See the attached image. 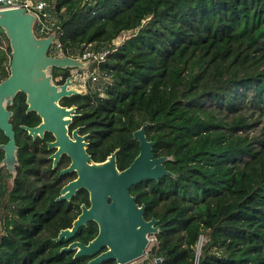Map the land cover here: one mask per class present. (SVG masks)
Segmentation results:
<instances>
[{"label":"trees","instance_id":"obj_1","mask_svg":"<svg viewBox=\"0 0 264 264\" xmlns=\"http://www.w3.org/2000/svg\"><path fill=\"white\" fill-rule=\"evenodd\" d=\"M51 1L62 52L100 53L98 63L86 61L110 78L64 98L77 107L73 122L89 133L92 158L117 149L125 168L139 150L132 133L145 122L154 155L167 156L169 173L129 189L144 218L157 219L164 264H193L201 237L197 264H264V0ZM9 62L6 41L0 80ZM8 109L18 165L9 190L0 170V264H85L91 255L61 248L93 238V220L71 238L54 237L88 192L56 199L60 178L21 127L39 116L25 111L22 92Z\"/></svg>","mask_w":264,"mask_h":264},{"label":"water","instance_id":"obj_2","mask_svg":"<svg viewBox=\"0 0 264 264\" xmlns=\"http://www.w3.org/2000/svg\"><path fill=\"white\" fill-rule=\"evenodd\" d=\"M86 1L82 0V3ZM35 19V14L23 6L0 9V29L10 47L8 74L0 80V130L7 138L0 143L3 151L0 165L11 173L13 181L18 164L17 145L9 120L12 112L7 106L18 92H22L25 94L26 112L34 111L40 121L33 126L23 124L21 127L32 137L42 136L44 131L52 133L55 139L48 143V147L57 146L53 153L54 162L58 154L65 151L71 157V163L61 172L75 170L77 173L74 179L60 188L56 198L69 199L78 188H85L89 195V206L81 204V211L71 226L60 229L54 240L73 237L81 225L93 220L97 224L93 238L86 243L71 240L61 250H73V257L92 255L85 264H99L106 259L127 264L142 255L148 244L147 235L158 232L157 219L144 218V204L137 203L129 189L143 179L157 180L169 173L164 165L167 156L154 155V142L145 135L146 122L132 133L138 140L139 150L123 169L116 165L117 149L103 161H93L85 150L84 135L73 130L72 138H69L67 126L75 108L60 105L59 99L79 91L67 87L69 78L61 85L54 84L50 72L52 67L86 70L88 61L67 54H49L56 31L38 36L34 30Z\"/></svg>","mask_w":264,"mask_h":264},{"label":"built area","instance_id":"obj_3","mask_svg":"<svg viewBox=\"0 0 264 264\" xmlns=\"http://www.w3.org/2000/svg\"><path fill=\"white\" fill-rule=\"evenodd\" d=\"M53 4L54 2L52 3V5ZM13 6H23L25 7L26 10H30L35 14L36 19H35V27H34L35 29L34 30L38 36H45L49 34L51 31L55 30L56 34H55V37L53 38V41L49 49L52 48L51 54L53 56L64 55V53L62 52V45L57 37V30H56L57 26L55 24L56 21L51 20L49 18L48 10L47 11L45 10V7L48 6V3H46L45 0H40L36 2L35 4L28 3L26 0H0V9L13 7ZM127 35H128V32L126 31L122 32L114 40V42L118 43L122 41L125 37H127ZM4 45L5 44H3V42H1L0 40V47H5ZM87 51L88 50L84 47L81 53L79 51H76L68 55L73 56V57H79L85 61L89 59L90 62L95 61L96 63H98L102 59L100 53L87 52ZM97 69L98 68H96V65H94L93 67H88V69L84 71H80L76 69V75L79 76L80 80H84L87 77V79H89L90 81L91 80L96 81L97 75H98V72L96 73ZM147 239H148V244L144 248L142 255L132 260L130 264H164L165 258L158 254L159 241H158L157 236L154 233H152V234L147 235ZM199 242L201 244L202 241L199 240ZM199 242L197 243V246L195 248V259L196 257H198V254H199V249H200ZM193 264H196L195 261L193 262Z\"/></svg>","mask_w":264,"mask_h":264},{"label":"flooded vegetation","instance_id":"obj_4","mask_svg":"<svg viewBox=\"0 0 264 264\" xmlns=\"http://www.w3.org/2000/svg\"><path fill=\"white\" fill-rule=\"evenodd\" d=\"M76 69L77 68H74V67H66V68H56V67H52L51 68V78H52V81L54 84H57V85H61L65 82V80L67 78H69V84L67 85L68 88H72V89H76L78 90L77 88L74 87V82L76 81L77 78H79L78 75H76ZM79 70V69H77ZM80 71H84V70H80ZM87 78V77H86ZM79 93H84V92H87L88 91V87L85 91H81V90H78ZM77 93V94H79ZM71 95H74V94H71ZM71 95H68V96H71ZM68 96H62L60 99H59V104L60 105H63V106H66V107H71L73 106L75 108L74 110V115L71 117V121L68 123V126H67V133H68V136L69 138H72V132L73 130H77V133L79 135H84L85 136V142H86V145H85V150L86 152L91 156V159L93 161H103L104 159L102 160H94L92 158V154L87 150L88 148V143H89V133L86 131H83V125L81 124H77V123H74L73 120L74 118L79 114L77 112V107L76 105L74 104H70V105H67V104H64V98L65 97H68ZM8 108V106H7ZM26 111V109H25ZM29 112V111H28ZM10 120V119H9ZM40 121V120H39ZM23 125V124H22ZM24 125H27V124H24ZM28 126H33V125H28ZM13 128V127H12ZM24 129V128H23ZM14 130V129H13ZM26 131V130H25ZM15 132V131H14ZM27 132V131H26ZM28 134V133H27ZM29 135V134H28ZM31 136V135H30ZM32 137V136H31ZM36 137H38V140H39V148L36 150V152L38 153L37 156L39 157V159L41 161H43V164H45L46 166H48L52 171H53V174L57 175V177H59V183H60V188L66 184L67 182H69L70 180L74 179L76 176H77V173L75 170H70V171H65V172H61V170H63L64 168H67L70 163H71V157L68 155L67 152L65 151H61L58 156H57V159L55 160L54 162V156H53V153H55V151L57 150V146H53V147H48V143L53 141L55 138L53 136L52 133H50L49 131H44L43 132V135L42 136H35V137H32L33 139H36ZM5 142V141H4ZM2 143V142H0ZM43 144H45V147H43ZM2 151V150H0ZM16 155H17V152H16ZM3 157V151H2V156L0 158V161ZM17 160H18V157H17ZM18 165V164H17ZM16 165V167H17ZM117 165V164H116ZM118 167V166H117ZM0 170L1 172L5 171L6 172V175L4 176L5 178V185L7 187V189L9 190L12 185H13V182H14V179L13 181H11V179H9L11 177V173H9L6 169L5 166L3 165H0ZM16 175V173H15ZM15 178V176H14ZM7 179L9 180L10 184H8L7 182ZM59 188V190H60ZM131 188V187H130ZM79 189H84L86 190L85 188H78L74 193L73 195H71V197L69 199H66V200H70L74 195L75 193L79 190ZM87 191V190H86ZM130 191V190H129ZM88 192V191H87ZM133 195V194H132ZM88 196V201H83L80 203L81 204H84L85 206H89V195ZM135 196V195H134ZM57 199V198H56ZM136 201V200H135ZM138 203V202H137ZM80 207V206H79ZM81 211V209H80ZM79 211V213H80ZM78 213V214H79ZM77 214V215H78ZM76 215V216H77ZM90 221V220H89ZM87 222V221H86ZM92 256V255H91ZM91 258V257H90Z\"/></svg>","mask_w":264,"mask_h":264},{"label":"rangeland","instance_id":"obj_5","mask_svg":"<svg viewBox=\"0 0 264 264\" xmlns=\"http://www.w3.org/2000/svg\"><path fill=\"white\" fill-rule=\"evenodd\" d=\"M33 2H35V1H33ZM46 8H47V10H50V8H51L50 4H48V6ZM0 40H1V42H3V44H5L7 41V39H5L4 35L2 34L1 30H0ZM97 72H98V75H97L96 81L95 80L90 81L87 78H85L84 80H80L79 78H77L76 81L74 82V87L77 88L78 90L85 91L87 89V87H89L90 85L92 86V85H95L96 83L101 84L105 80L106 81L110 80L109 76L102 73V71L97 69L96 73ZM7 181H8L7 183L10 184L8 179H7ZM200 240L203 241L204 240L203 237H201ZM199 244H200V242H199ZM127 264H130V262Z\"/></svg>","mask_w":264,"mask_h":264},{"label":"crops","instance_id":"obj_6","mask_svg":"<svg viewBox=\"0 0 264 264\" xmlns=\"http://www.w3.org/2000/svg\"><path fill=\"white\" fill-rule=\"evenodd\" d=\"M28 3H32V4H35L36 2H38V1H40V0H26ZM33 1H35V2H33ZM45 2L46 3H48V4H50V6H51V8H50V10H48V13H49V18L51 19V20H55V13H54V10H53V8H52V3H53V1H51V0H45ZM45 10L47 11V8L45 7Z\"/></svg>","mask_w":264,"mask_h":264},{"label":"clouds","instance_id":"obj_7","mask_svg":"<svg viewBox=\"0 0 264 264\" xmlns=\"http://www.w3.org/2000/svg\"><path fill=\"white\" fill-rule=\"evenodd\" d=\"M48 53H49V50H48ZM49 54H51V53H49ZM64 54H66V53H64ZM52 55V54H51ZM68 55V54H67Z\"/></svg>","mask_w":264,"mask_h":264}]
</instances>
